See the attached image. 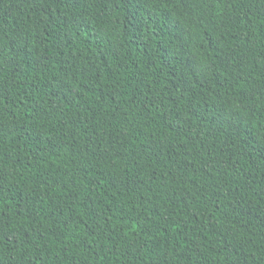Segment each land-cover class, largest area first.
Listing matches in <instances>:
<instances>
[{
  "label": "trees",
  "instance_id": "obj_1",
  "mask_svg": "<svg viewBox=\"0 0 264 264\" xmlns=\"http://www.w3.org/2000/svg\"><path fill=\"white\" fill-rule=\"evenodd\" d=\"M0 264H264V0H0Z\"/></svg>",
  "mask_w": 264,
  "mask_h": 264
}]
</instances>
